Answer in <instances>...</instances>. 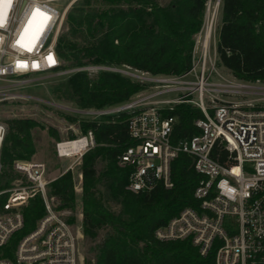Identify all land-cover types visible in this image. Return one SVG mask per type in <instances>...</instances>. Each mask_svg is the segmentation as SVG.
<instances>
[{
    "label": "trees",
    "instance_id": "trees-1",
    "mask_svg": "<svg viewBox=\"0 0 264 264\" xmlns=\"http://www.w3.org/2000/svg\"><path fill=\"white\" fill-rule=\"evenodd\" d=\"M208 2L170 0L164 8L158 0H84L69 11L57 43L62 69L95 65L127 67L150 76H182L193 67L196 36L204 27ZM216 53L220 66L235 79L264 84V0H220ZM149 86L118 72L100 71L91 78L88 72L77 71L55 86L53 94L81 109L103 110L130 102ZM140 110L81 122L83 135L92 132L95 141V147L82 156L79 202L83 233L94 240L102 229H110L98 244L96 264H214V250L202 257L191 240L160 241L155 236L182 210L198 206L194 192L203 177L190 155L180 153L172 161L171 189L162 184L138 194L127 189L130 169L120 167L119 160L135 143L128 121ZM163 115L177 118L172 144L199 134L195 122L204 119L202 111L190 103L165 109ZM6 127L0 155L2 190L11 188L19 177L14 162L29 161L35 154L33 130L39 123L16 118L8 120ZM226 155L221 146L213 150L220 163ZM47 193L56 212L77 206L70 170L50 182ZM106 203L120 206V212ZM23 213L24 227L2 250V258L14 260L19 241L46 215L42 197L31 200Z\"/></svg>",
    "mask_w": 264,
    "mask_h": 264
},
{
    "label": "built area",
    "instance_id": "built-area-1",
    "mask_svg": "<svg viewBox=\"0 0 264 264\" xmlns=\"http://www.w3.org/2000/svg\"><path fill=\"white\" fill-rule=\"evenodd\" d=\"M83 1L0 0V84L66 73L57 43L69 10ZM76 71L127 75L121 68L95 65ZM192 72L193 79H187ZM162 82L161 94L173 93V99L151 102L147 109L143 102H134L99 111L102 116L141 109L128 121L135 143L119 160L120 167L130 169L127 189L135 194L150 192L157 184L171 189L172 161L180 153L190 155L203 177L194 192L198 206L182 210L156 231V238L191 240L202 257L214 250V264H264V84L228 78L207 54L196 61L195 53L188 73ZM2 89L0 95L7 99L23 97ZM181 103L199 108L204 119L195 122L199 134L172 144L177 118L165 117L163 110ZM6 132V124L0 122V155ZM82 139L84 149L70 150V156L62 155L65 142L58 143L59 156H83L95 147L92 132L69 141ZM218 146L227 151L223 163L213 157ZM13 167L19 175L17 185L0 191V264H80L77 237L48 199L46 165L17 160ZM38 196L46 215L19 241L14 260L2 258V250L24 227L25 207Z\"/></svg>",
    "mask_w": 264,
    "mask_h": 264
},
{
    "label": "rangeland",
    "instance_id": "rangeland-1",
    "mask_svg": "<svg viewBox=\"0 0 264 264\" xmlns=\"http://www.w3.org/2000/svg\"><path fill=\"white\" fill-rule=\"evenodd\" d=\"M218 1L219 0H209L208 2L204 27L196 36L194 53L196 61L201 56L207 54L208 61H211V63L215 65V68L220 74L232 78V76L220 66L216 53L217 29L220 23V4ZM158 2L162 7L167 8L170 0H158ZM81 3L74 5L72 8L79 6ZM210 29L208 49L206 50L207 52H205L203 46L204 40ZM121 69L127 72L126 76L150 84L147 90L140 92L128 103L143 102L145 104L143 107L147 109L152 106L150 104L151 102L171 100L176 96L173 93L161 94V92L165 90V83L162 82L165 77L141 74L127 67H122ZM65 72L66 73L57 76H37L27 79H18L13 83H1L0 87H3L2 91L5 93L19 94L23 95V97L7 99L5 96L0 95V122L6 124V122L11 119L31 118L39 123V127L33 130L36 152L29 161L44 163L47 168V180L50 182L67 172L68 169L72 172L75 191L78 196L77 206L74 210H64L60 211V213H63V218L70 224L73 233L77 237L79 263L96 264L98 244L104 236L110 233V229H102L94 240L85 237L82 228V213L79 202V198L82 194V156L60 157L57 152V144L83 136L81 122L99 119L101 117L99 111L102 110L81 109L73 102L66 99L59 100L54 96L53 88L64 83L77 71L76 69L70 68L65 70ZM88 74L91 78H95L99 72H88ZM193 75L194 72L188 75L187 79L192 80ZM170 84H173V81H171ZM3 174L4 168L0 165V186L4 183ZM17 183L16 180H13L11 188L17 185ZM0 191H2V189H0ZM106 205L112 211L116 213L120 212V206L113 203H106Z\"/></svg>",
    "mask_w": 264,
    "mask_h": 264
},
{
    "label": "bare ground",
    "instance_id": "bare-ground-1",
    "mask_svg": "<svg viewBox=\"0 0 264 264\" xmlns=\"http://www.w3.org/2000/svg\"><path fill=\"white\" fill-rule=\"evenodd\" d=\"M210 31H211V29L208 30V33L205 36L204 45H203L205 50L208 49L209 36H210L209 32ZM85 145H86L85 139H82L81 141H77V142L65 141V143L61 146L62 155L66 154V155L70 156L71 155L70 150L75 149L74 153L79 152V151L84 149Z\"/></svg>",
    "mask_w": 264,
    "mask_h": 264
},
{
    "label": "snow or ice",
    "instance_id": "snow-or-ice-1",
    "mask_svg": "<svg viewBox=\"0 0 264 264\" xmlns=\"http://www.w3.org/2000/svg\"><path fill=\"white\" fill-rule=\"evenodd\" d=\"M48 59H49V60H51V59H52V57H51V56H49V57H48Z\"/></svg>",
    "mask_w": 264,
    "mask_h": 264
},
{
    "label": "water",
    "instance_id": "water-1",
    "mask_svg": "<svg viewBox=\"0 0 264 264\" xmlns=\"http://www.w3.org/2000/svg\"><path fill=\"white\" fill-rule=\"evenodd\" d=\"M218 3L220 4V0L218 1Z\"/></svg>",
    "mask_w": 264,
    "mask_h": 264
}]
</instances>
